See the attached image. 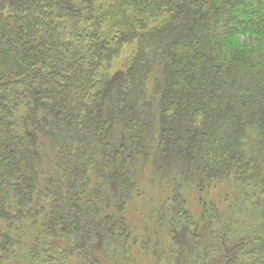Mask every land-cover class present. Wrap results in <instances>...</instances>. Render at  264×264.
<instances>
[{"label":"trees","instance_id":"1","mask_svg":"<svg viewBox=\"0 0 264 264\" xmlns=\"http://www.w3.org/2000/svg\"><path fill=\"white\" fill-rule=\"evenodd\" d=\"M138 257L264 264V0H0V264Z\"/></svg>","mask_w":264,"mask_h":264},{"label":"rangeland","instance_id":"2","mask_svg":"<svg viewBox=\"0 0 264 264\" xmlns=\"http://www.w3.org/2000/svg\"><path fill=\"white\" fill-rule=\"evenodd\" d=\"M164 189L166 191H168V189H166V187H164ZM159 191L160 188L156 187L154 189L151 190V188H147L146 189V194L144 195L147 200L146 202H144L145 197H137L133 200L132 205L129 207L128 209V215L129 218L131 219L132 223L134 225H137V230H139V232L141 233L142 231L144 232V226L146 225V223L148 222V210L149 209H145L146 206H153L154 204H156L159 200H158V195H159ZM192 192V191H191ZM218 193V192H217ZM223 196V195H222ZM152 198V199H151ZM188 198H189V205L191 207L192 210H194L195 212H197L198 210V206L196 201L192 200V196L191 193L188 192ZM151 259H149L148 257L146 258H137V264H152Z\"/></svg>","mask_w":264,"mask_h":264}]
</instances>
